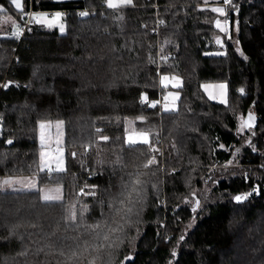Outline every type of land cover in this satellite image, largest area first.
Listing matches in <instances>:
<instances>
[{
  "label": "trees",
  "instance_id": "trees-1",
  "mask_svg": "<svg viewBox=\"0 0 264 264\" xmlns=\"http://www.w3.org/2000/svg\"><path fill=\"white\" fill-rule=\"evenodd\" d=\"M210 2L26 0L67 9V30L34 22L17 43L24 13L0 0V175L64 191H0V264H264V0ZM162 74L183 79L174 110ZM211 81L228 83L227 103L206 96ZM240 115L254 123L243 133ZM51 120L63 171H40ZM128 120L148 144L126 141Z\"/></svg>",
  "mask_w": 264,
  "mask_h": 264
},
{
  "label": "rangeland",
  "instance_id": "rangeland-1",
  "mask_svg": "<svg viewBox=\"0 0 264 264\" xmlns=\"http://www.w3.org/2000/svg\"><path fill=\"white\" fill-rule=\"evenodd\" d=\"M211 1L209 4L210 6L214 8H226L228 5L227 3L221 2V0H209ZM22 3V0H21ZM105 7V5H103ZM90 11H95L97 9L95 8H88ZM18 10V9H17ZM88 10V11H89ZM20 11V10H19ZM77 14V11H75ZM61 14L60 18L57 20L55 19L56 14ZM68 13V12H67ZM36 17H47V20L43 23L36 22L39 25L43 24L48 27H57L60 31L61 26H63L64 31L61 33L66 32L67 30V24L64 22V14L59 11L55 10L50 12L49 10H43V11H37L34 14V18ZM222 18V17H221ZM223 19V18H222ZM220 19V22L221 20ZM223 21V30L228 31L230 28L227 25L224 24ZM12 23L16 22L15 20H11ZM51 24L52 26H49ZM221 26V23H220ZM237 33V32H236ZM236 33L227 35L225 37L232 38L229 40L231 43L234 44L236 50L243 55L245 58H247L246 54L241 50V47L239 46L237 39H236ZM220 36H223L221 34ZM219 36V37H220ZM217 40V39H216ZM21 41H17V43H20ZM158 54L161 53L162 46L159 45ZM161 78V85L164 87L163 89V95L161 99L162 105H160L163 109H176L178 106V99L180 98V92L179 88L183 84V79L178 75H171V74H162ZM167 78V79H165ZM202 89L207 97H209L211 100L221 103H227L228 101V95H229V86L227 82H207L202 85ZM252 111H255V107L252 106ZM245 123H252V121L249 120V117L247 116H239L238 121V131L239 133H243L247 130V127H243ZM160 136L163 135V131L160 130ZM142 134H147L149 142L151 141L150 135H148V132L145 130H139L136 129L134 126V123L132 120H128L126 123L125 128V139L127 142H129V137H131L134 140L140 141L142 139ZM64 125L61 120H51L43 122L38 130V140L40 144V171L47 170L48 172H52L50 169H56V168H65V158H66V147L64 145ZM160 140V139H158ZM142 143V142H137ZM164 144L161 143V152L163 153V146ZM229 161V160H228ZM232 163V160L229 161V164ZM45 164L48 165V168H45ZM223 165H228L227 163H224ZM216 165H212L211 167H215ZM210 167V168H211ZM46 171V172H47ZM203 178V175L200 177V179ZM5 179H9L14 181L12 185H5L3 186V189L0 191H17V190H29L27 185H35L34 188L31 190H41L42 197L45 194L52 195V196H60L61 199L64 197V191L63 188L60 186H44L39 187L38 180H37V174H31L28 176H22V175H0V181H3Z\"/></svg>",
  "mask_w": 264,
  "mask_h": 264
},
{
  "label": "snow or ice",
  "instance_id": "snow-or-ice-1",
  "mask_svg": "<svg viewBox=\"0 0 264 264\" xmlns=\"http://www.w3.org/2000/svg\"><path fill=\"white\" fill-rule=\"evenodd\" d=\"M12 2H13V4L15 5V7L18 10H21L22 11L23 5L21 3V0H12ZM225 2L230 4L231 3V0H225ZM107 3H108V6L111 7V8H118V7H121V6L130 5L132 3V0H107ZM213 11L218 12V13H224V9L223 8H215V9H213ZM81 15H87V13H81ZM60 16H61V14L57 13L56 16H55V19L58 20L60 18ZM46 20H47V17H43V18L36 17V18H34V22L43 23ZM49 26H52V25L49 24ZM217 26L219 27V21H217ZM60 31L61 32L64 31L63 26H61ZM20 34L21 33L18 31L14 35L19 36ZM165 79H167V78H165ZM241 92H243V89H241ZM153 106H155V105H153ZM165 110L167 111V110H174V109H167L166 108ZM251 119H252V117L249 116V120H251ZM243 127L251 128L252 125H251V123H245L244 125H242V128ZM103 139L107 140L108 138L107 137H103ZM137 142H142L144 144H148L149 143V140H148L147 134H142V139L140 141L134 140L131 137H129V144L130 145H134ZM9 143H11V141H9ZM154 162H155V160L153 159L152 161H149V164L154 163ZM45 168H48V165L47 164H45ZM50 170H52V171H63L62 168H56V169H50ZM13 183H14V181L9 180V179H5L3 181H0V190L3 189V186H5V185H12ZM137 183H139V181H137ZM27 187H28L29 190H31L32 188L35 187V185L29 184V185H27ZM37 191H39V189H37ZM246 198H247L246 196L245 197L237 196L235 199L237 201H240V200L246 199ZM60 199H61L60 196H52V195H48V194H45L43 196V200L46 201V202L47 201H52V200H60ZM121 203H123V202L121 201ZM70 219L71 220H75L76 219L75 213H73L70 216ZM92 227L93 228H96V227H98V225H95V226H92ZM104 239L107 240L108 237L105 236Z\"/></svg>",
  "mask_w": 264,
  "mask_h": 264
},
{
  "label": "built area",
  "instance_id": "built-area-1",
  "mask_svg": "<svg viewBox=\"0 0 264 264\" xmlns=\"http://www.w3.org/2000/svg\"><path fill=\"white\" fill-rule=\"evenodd\" d=\"M63 14H67L68 10L67 9H63L60 10ZM37 11L34 10L32 4H30V7L28 8V10L26 11V13L24 14V19L22 21V23L19 25V28L16 32H20L21 34L19 36L13 35L16 41H21L22 37L24 35V33L26 32L27 28L34 23V14ZM51 12V11H50ZM77 13L79 15H81V13H83V11L81 9H77ZM15 32V33H16ZM14 33V34H15ZM146 105L149 104V101L145 102Z\"/></svg>",
  "mask_w": 264,
  "mask_h": 264
},
{
  "label": "crops",
  "instance_id": "crops-1",
  "mask_svg": "<svg viewBox=\"0 0 264 264\" xmlns=\"http://www.w3.org/2000/svg\"><path fill=\"white\" fill-rule=\"evenodd\" d=\"M62 1H64V0H62ZM22 5H23V9H22V12L25 14L26 13V7H27V5H26V0H22ZM13 6L15 7V5L13 4ZM16 8V7H15ZM17 9V8H16ZM21 11V10H20ZM65 15V14H64Z\"/></svg>",
  "mask_w": 264,
  "mask_h": 264
},
{
  "label": "water",
  "instance_id": "water-1",
  "mask_svg": "<svg viewBox=\"0 0 264 264\" xmlns=\"http://www.w3.org/2000/svg\"><path fill=\"white\" fill-rule=\"evenodd\" d=\"M83 13H87L88 14V12L87 11H85V12H83ZM82 16H86V15H82ZM146 97H147V95L146 94H143V99H146ZM154 103L152 102V105H153ZM251 125L252 126H254V123H251ZM10 140H8V142H9ZM237 196H241L240 194H238V195H236V197ZM235 197V198H236ZM242 197V196H241ZM243 197H245V196H243ZM243 200V199H242ZM237 201V200H236ZM241 201V200H240Z\"/></svg>",
  "mask_w": 264,
  "mask_h": 264
},
{
  "label": "bare ground",
  "instance_id": "bare-ground-1",
  "mask_svg": "<svg viewBox=\"0 0 264 264\" xmlns=\"http://www.w3.org/2000/svg\"><path fill=\"white\" fill-rule=\"evenodd\" d=\"M219 33H220V32H219ZM10 55H11V54H10ZM10 57H11V56H10ZM7 62H8V61H7ZM7 62H6V63H7ZM5 66H6V65H5ZM11 68H12V67H11ZM5 69H6V68H5ZM11 71H12V70H11ZM9 73H10V72H9Z\"/></svg>",
  "mask_w": 264,
  "mask_h": 264
}]
</instances>
